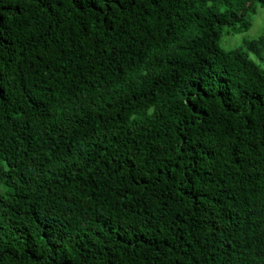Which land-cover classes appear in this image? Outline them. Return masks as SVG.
Instances as JSON below:
<instances>
[{
    "label": "trees",
    "instance_id": "1",
    "mask_svg": "<svg viewBox=\"0 0 264 264\" xmlns=\"http://www.w3.org/2000/svg\"><path fill=\"white\" fill-rule=\"evenodd\" d=\"M264 0H0V264H264Z\"/></svg>",
    "mask_w": 264,
    "mask_h": 264
},
{
    "label": "rangeland",
    "instance_id": "2",
    "mask_svg": "<svg viewBox=\"0 0 264 264\" xmlns=\"http://www.w3.org/2000/svg\"><path fill=\"white\" fill-rule=\"evenodd\" d=\"M264 34V6L258 7L250 17V27L246 31L235 34H224L219 39V44L224 49H231L241 45L245 40Z\"/></svg>",
    "mask_w": 264,
    "mask_h": 264
}]
</instances>
